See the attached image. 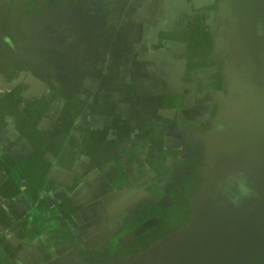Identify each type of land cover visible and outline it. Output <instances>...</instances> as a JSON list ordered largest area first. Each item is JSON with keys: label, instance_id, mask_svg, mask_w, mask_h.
<instances>
[{"label": "crops", "instance_id": "crops-1", "mask_svg": "<svg viewBox=\"0 0 264 264\" xmlns=\"http://www.w3.org/2000/svg\"><path fill=\"white\" fill-rule=\"evenodd\" d=\"M155 3L157 29L167 35L157 58L108 63L86 107L70 109L69 124L13 127L21 114L0 113V260L236 264L255 234L264 242V151L255 167L243 149L263 138L264 94L258 78L252 88L233 74L236 53L247 49L225 44L223 28L203 22V30L198 16L174 9L186 0ZM189 17L195 23L186 30ZM217 19L237 15L214 12ZM194 30L196 44L186 39ZM206 81L203 91L194 86ZM19 87L14 75L0 76L9 96ZM239 157L252 163L239 167ZM238 169L258 195L234 208L223 188Z\"/></svg>", "mask_w": 264, "mask_h": 264}, {"label": "rangeland", "instance_id": "rangeland-1", "mask_svg": "<svg viewBox=\"0 0 264 264\" xmlns=\"http://www.w3.org/2000/svg\"><path fill=\"white\" fill-rule=\"evenodd\" d=\"M186 1L187 5L175 4L174 9L190 11V17L198 16L209 27L223 28L226 32L223 30L221 38L225 44L247 49L236 53L238 65L233 74L241 82L253 81L245 82L249 87L257 86L263 66V43L257 39L256 25L264 22V0H203L206 6L202 0ZM152 3L154 10L139 19L138 13ZM158 6L155 0H0V61L9 56L10 63L21 65L28 73L25 80L19 81L20 85L29 84L33 93L39 92L46 99L52 97L57 101L71 93H85L91 85L85 78L93 80L95 86L105 63L119 58L125 66L134 64L140 60L136 57L149 49L150 43L165 42V31L156 33L152 39L149 35L153 31L150 28H159L148 20V14L153 15ZM248 6L251 13L247 11ZM214 12H218V18L224 13H233L237 19L212 21ZM154 16L157 24L158 15ZM193 23L195 18L186 21L183 28L188 30ZM29 66L34 69L30 71ZM240 123L239 127L244 126ZM258 139L264 140V134L263 138H252V143L243 145L250 159L253 157L255 167L256 155L264 151V143H257ZM242 140L245 141V136L238 138L239 142ZM245 158L239 157V167L251 162Z\"/></svg>", "mask_w": 264, "mask_h": 264}, {"label": "flooded vegetation", "instance_id": "flooded-vegetation-1", "mask_svg": "<svg viewBox=\"0 0 264 264\" xmlns=\"http://www.w3.org/2000/svg\"><path fill=\"white\" fill-rule=\"evenodd\" d=\"M156 1V0H155ZM152 2V1H151ZM151 5V4H150ZM154 3H152V10H154ZM156 5V3H155ZM169 7V5H168ZM153 13V12H152ZM155 11L153 15L148 14L149 18L148 20L154 21L153 26L156 25V16ZM152 16V17H151ZM146 17V16H144ZM138 18H143L142 14L139 12L138 13ZM191 18L189 17L186 19V21H189ZM184 21V22H186ZM185 24V23H184ZM203 22L201 23V27L203 28ZM199 25H196L194 28H197ZM155 27V26H154ZM147 28H145L146 30ZM153 31H150L149 35H151V39L156 33L160 34L163 30L159 31L157 28H150ZM199 29V28H198ZM204 30V28H203ZM149 32V30H146ZM145 31V32H146ZM147 32L145 34H147ZM194 38V43L201 42L200 37H196L195 35V30L188 34L187 40L190 38ZM189 41V40H188ZM192 41V40H191ZM193 42V41H192ZM160 44L157 43H150V47L148 50H146L145 54H140L136 59V62L140 63L143 60L148 58L156 59L158 53L153 52L156 48H158ZM113 61H118V65L120 67H129L133 64H128L127 66L123 65V63L120 61V59H114L112 61H109L105 63V67L107 66L108 63H111ZM1 65L2 68H0V76L6 75V73H9L10 76L14 75L15 79H19V81L25 80L26 78V73L25 69L21 67L18 63L11 62V59L8 56V59H1ZM29 70L34 69V66H29ZM105 73V68L103 69L102 75L98 78L95 84L93 86V80L89 81L88 78H85L86 83H91L89 89L87 88L85 93H71L69 96H65L62 99L56 101V99L50 97V99H46L43 95H38L39 92L33 93L32 92V86H29V84L25 85H20V87L17 90L16 97L9 96V94L5 93L4 90H0V113H3L4 111L8 110L10 113L16 112L21 114V117L18 120H11L9 121V124L13 125V127L18 126L21 128H36L39 126L45 127V126H50L52 123L54 124H65L68 120L69 121V114H71V110L73 109V112L80 111L81 109H84L86 107V97L89 96L93 90L97 87V84H99L100 80L102 77H104ZM210 77L206 78L209 79ZM210 80V79H209ZM30 82L29 80H27ZM196 88H199L200 91H203L205 88H207L209 85H207V81L203 84H195L194 85ZM192 88L190 86L188 89ZM39 89V87L37 88ZM209 102V101H208ZM20 104V105H19ZM18 105V108L16 107ZM200 107L205 106V102L203 104L199 105ZM65 112V116L61 118L62 112ZM47 113V114H46ZM78 113V112H77ZM66 117V119H64ZM70 123V121H69ZM68 123V124H69ZM9 261L6 260H0V264H8Z\"/></svg>", "mask_w": 264, "mask_h": 264}, {"label": "clouds", "instance_id": "clouds-1", "mask_svg": "<svg viewBox=\"0 0 264 264\" xmlns=\"http://www.w3.org/2000/svg\"><path fill=\"white\" fill-rule=\"evenodd\" d=\"M257 39L264 43V22H258L256 25ZM226 131L223 124L217 126V132ZM248 173L242 169H238L227 177L226 186L223 188V194L227 198V202L234 208H240L244 201L254 199L258 193L248 179ZM220 187V185H218Z\"/></svg>", "mask_w": 264, "mask_h": 264}, {"label": "water", "instance_id": "water-1", "mask_svg": "<svg viewBox=\"0 0 264 264\" xmlns=\"http://www.w3.org/2000/svg\"><path fill=\"white\" fill-rule=\"evenodd\" d=\"M255 138V137H254ZM253 141V140H252ZM252 245L248 250L236 254L234 261L236 264H264V242L258 241L256 234L253 236ZM237 257V258H236Z\"/></svg>", "mask_w": 264, "mask_h": 264}, {"label": "bare ground", "instance_id": "bare-ground-1", "mask_svg": "<svg viewBox=\"0 0 264 264\" xmlns=\"http://www.w3.org/2000/svg\"><path fill=\"white\" fill-rule=\"evenodd\" d=\"M247 1V0H246ZM241 2V1H240ZM242 3V2H241ZM240 4V3H239ZM257 9V8H256ZM261 9V8H260ZM251 8L248 6L247 7V11H248V13H251ZM238 14V13H237ZM241 16V15H240ZM244 37V36H243ZM247 38V37H246ZM264 44V43H263ZM262 54H261V61H262V70H261V73L260 74H258V80H259V82L261 83V88H260V91L262 92V94H264V49L262 50V52H261ZM251 60V59H250ZM250 64V63H249ZM252 65V64H251ZM257 67H258V65H257ZM260 70V69H259ZM256 72V71H255ZM257 73H258V70H257ZM247 74V73H246ZM253 74V73H252ZM248 75V74H247ZM249 76V75H248ZM253 77V76H252ZM256 81V80H255ZM255 85V84H254ZM252 86V85H251ZM259 86V85H258ZM248 87V86H247ZM241 88H242V85H241ZM253 88V87H252ZM241 92V91H240ZM242 95V94H241ZM243 99V98H242ZM249 100V99H248ZM253 100H254V102H258L259 101V99H258V97H255V98H253ZM243 102H245V101H243ZM252 108V107H251ZM247 109V108H246ZM245 112V111H244ZM244 112H242V113H244ZM242 113H241V115H242ZM253 114V113H252ZM257 115V114H256ZM254 118V117H253ZM256 120V119H255ZM257 122V121H256ZM242 125H244V124H242ZM246 125V124H245ZM263 125V124H262ZM260 126V125H259ZM264 128V127H263ZM258 133V132H257ZM258 135H260V134H258ZM239 245L238 246H241L240 245V243H238ZM244 244V243H243ZM225 245V244H224ZM233 245V244H232ZM235 245V244H234ZM237 245V244H236ZM235 245V246H236ZM224 247V246H223ZM226 247V246H225ZM232 247H234V246H232ZM242 247V246H241ZM220 248V247H219ZM227 248V247H226ZM236 249L238 248V247H235ZM218 249V248H217ZM232 249H234V248H232ZM222 250V249H221ZM220 251V250H219ZM223 251H224V249H223ZM226 251V250H225ZM232 251V250H231ZM239 251V250H238ZM247 251V250H246ZM240 252V251H239ZM217 253V252H216ZM215 253V254H216ZM227 253V252H226ZM212 254V253H211ZM218 254V253H217ZM215 257V256H214ZM213 257V258H214ZM206 259V258H205ZM204 262V261H203ZM202 262V263H203ZM207 263L208 262H210V261H206ZM206 264V263H205Z\"/></svg>", "mask_w": 264, "mask_h": 264}]
</instances>
